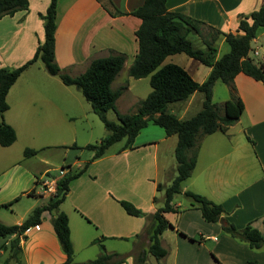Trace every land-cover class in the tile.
I'll return each mask as SVG.
<instances>
[{"label": "crops", "instance_id": "1", "mask_svg": "<svg viewBox=\"0 0 264 264\" xmlns=\"http://www.w3.org/2000/svg\"><path fill=\"white\" fill-rule=\"evenodd\" d=\"M112 1L124 15L111 16L97 0H58L55 60L64 73L76 77L83 74L95 59L107 57L111 52L124 55L126 62L121 73L127 72L125 91L132 93L135 85L131 83L133 78L128 71L139 51L136 32L142 21L131 12L143 0ZM49 4L50 0H29L27 11L0 19V69L18 68L34 57L45 38L44 21L40 15L46 13ZM263 4L264 0H167L166 7L169 12H178L203 23V34L208 37V27L223 34H236L240 17L258 11ZM187 38L195 48L207 50L199 35L188 32ZM253 45L264 62V29ZM214 46V61L229 52L223 35L218 37ZM37 64L38 61L20 76L7 96L9 110L4 114V120L15 129L17 139L10 147L0 146V210L11 209L16 213V206L24 198L31 197L19 220L13 224L1 216L0 222L8 226L21 225L35 208L47 202L50 195L38 193L37 180L60 179L69 171L83 168L94 156L92 151H87L86 156L78 152L74 161L65 162L67 168L60 169L59 175L52 174V162L48 157H41L36 162L20 156V152L24 153L27 148L37 151L61 149L66 147L68 136L72 135L74 141L77 135L76 127L67 126L76 120L74 108L76 103L81 107L80 97L60 78L50 76L44 65ZM167 64L181 66L200 84L211 73L210 67L185 54L169 56L163 65ZM121 73L112 84L115 91L124 87L118 81ZM32 76H36V81H39L38 77L43 81V92L32 89L37 85ZM220 82L215 83L213 95ZM234 84L244 103L242 116L226 133L217 132L200 139L196 167L182 183L183 192L204 196L222 205L225 213L219 222L207 223L190 200L189 204H184L177 199L183 194L175 196L172 204L177 212L166 215L172 228L161 236L168 255L157 261L148 254L147 264H264V248L252 249L223 230L226 223L238 229L251 225L264 236V84L242 73L236 76ZM198 93L184 103L191 104ZM177 142L176 136L164 135L158 141L137 144L133 150L106 153L70 183V191L59 212H64L69 219L74 263L84 261L78 259L79 255L98 257L100 249L93 245V241L102 237L106 238L103 245L109 254L128 256L138 244L137 251L148 249V241H138L136 237L153 225L150 216L161 208L157 206L160 202L157 186L168 187L176 177L173 172L176 171L174 153ZM138 152L144 155L136 154ZM162 176L169 182L163 183ZM140 188L147 191H140ZM137 193L141 194L139 202L130 198ZM120 201L133 202L145 216L128 215ZM2 205L10 206L2 208ZM53 217L44 213L42 223L26 232V240L20 242L22 252L17 258L13 257L11 249L14 237L0 239V261L6 254L18 259L28 251L29 264L36 257L35 264H65L66 256L58 245L52 226ZM92 246L97 247V251H88ZM3 264H7V260ZM124 264H134V257H129Z\"/></svg>", "mask_w": 264, "mask_h": 264}, {"label": "trees", "instance_id": "2", "mask_svg": "<svg viewBox=\"0 0 264 264\" xmlns=\"http://www.w3.org/2000/svg\"><path fill=\"white\" fill-rule=\"evenodd\" d=\"M111 16H120L121 12L112 0H97ZM167 0H143L142 4L131 14L138 17L142 24L136 32L139 43L138 54L129 68L128 74L135 80L149 78L151 93L137 105L134 113L122 114L117 110V102L123 88L113 90L112 84L124 68L126 57L110 53L109 56L93 60L87 70L76 77L63 73L55 60V31L58 0H50L45 14L40 15L44 21L45 38L34 57L24 65L15 69H0V146L10 147L17 139L15 129L6 123L4 114L9 110L7 96L20 76L37 61H41L50 76L58 77L65 86L75 87L90 104L92 112L99 117L108 135L96 144H89L83 149L94 152L93 158L76 172L69 171L56 181V191L51 194L46 203L33 210L21 225H5L0 222V239L14 237L11 242L13 257L17 258L22 249L21 240H26V232L42 223L44 213L54 215L52 226L60 248L66 256L65 264L74 263V247L71 239L68 216L59 212L60 206L66 200L70 191V183L82 176L89 165L104 157L107 151L117 143L125 141L120 152L133 150L135 140L140 132L150 123L164 129L166 135L176 136L175 148L177 176L170 186H157L158 191H165L164 206L150 216L153 221L143 234L136 239L147 240L148 249L136 250L128 256L118 253L109 254L103 245L104 237L93 241L100 249V255L82 264H124L129 257H134V264H147V255H152L157 261L164 259L168 251L162 246L161 236L172 228L166 218L169 213L177 212L173 200L183 194L200 210L207 223H217L225 213L222 205L215 204L191 191H182V183L194 171L197 163L200 139L217 132L226 133L242 116L244 103L238 95L234 80L237 75L244 74L255 81L264 84V62L254 57V40L264 29V4L258 11L247 16H241L236 34H223L208 27L210 34L205 37L202 31L203 23L193 20L178 12H169ZM29 0H0V19L13 16L19 11H27ZM188 32H194L202 37L207 50L194 47L187 38ZM220 35L225 37L229 52L218 61H214L216 52L214 43ZM185 54L191 59L211 68L207 80L200 84L196 82L187 70L176 64L163 65L169 56ZM217 81L228 86L231 99L223 104L213 102V87ZM201 93L203 102L201 110L189 119H179L170 112V106L188 100L193 94ZM114 111L117 122L108 118V112ZM249 140V138H248ZM252 142V141H250ZM76 148V145H73ZM39 151L27 148L24 157L36 156ZM32 195V194H31ZM156 200V199H154ZM124 211L133 217H144L145 214L131 202H119ZM10 205H2V208ZM223 230L235 239L246 242L252 249L264 248V236L251 225L238 229L226 223Z\"/></svg>", "mask_w": 264, "mask_h": 264}, {"label": "rangeland", "instance_id": "3", "mask_svg": "<svg viewBox=\"0 0 264 264\" xmlns=\"http://www.w3.org/2000/svg\"><path fill=\"white\" fill-rule=\"evenodd\" d=\"M103 2H105V0ZM254 48H255V46H254ZM252 55L254 56V52ZM254 57H256L257 59L259 58L258 56H254ZM37 65L43 66L41 61H38ZM32 78H33L32 79L33 81L37 82V85L35 87H32V89L35 92H43V90H44L43 81L40 79V77H38L39 81H38V79L36 81V79H35L36 76L35 77L32 76ZM127 79H128L127 72H122L121 76L118 80L119 82L124 84V87H123V91H122L123 94L117 103V110H118V112L124 113V114L134 113L137 109L138 103L140 101L144 100L149 95V92L152 91V88L150 86L148 78L145 80H141L139 82H136V80L132 79L131 83L134 84L135 87H134L132 93H127L125 91L126 85H127ZM218 85L219 86H217L218 88H217L215 94L213 95V101L216 104H222L225 100L231 99V93H230V90H228V86L225 85L224 83L220 82V84H218ZM63 87H65V86H63ZM66 87H68V86H66ZM71 89L73 91H76L77 95L81 99V107H79V105L76 103L75 108H77V109L74 108L76 120H74L71 123V126H67V127H76L77 128V135H76L74 141L72 139V135L69 137L68 134H66L68 136L67 137L68 142L65 145L66 147H63L61 149L39 150L38 155H36L35 157H32V158L26 159V160L37 162L38 159H41V157H48V159H50V161L52 162L51 172L54 175H59V171L63 167L67 168V166L65 165V162L74 161L75 155L78 152H79L78 154H81V153L84 154L85 153V156H86L88 152H87V150L83 149L85 146H87L89 144H96L108 135V132L105 129L103 123L101 122L99 117L92 112L90 104L84 99L81 92L79 90H77L75 87H72ZM202 102H203L202 95L200 93H198L197 97L191 102V104H187L188 102L187 103L180 102V103L171 105L169 110H170V112H172L173 114H175L179 118L189 119V118L193 117L194 115H196L201 110ZM178 107H181L182 109L180 111H175L178 109ZM4 117H5V115H4ZM108 118L112 121L117 122V116H116V113L114 111L108 112ZM85 129H87V130H85ZM164 135H166V134H165V131L163 128H161L159 126H155L152 123H150L145 129H143L141 131V133L136 138L135 146L137 144H143L144 142H146L148 140L158 141ZM74 144H76V146L79 149H72ZM124 144H125V141H122L120 143L115 144L114 146H112L108 150L107 154L119 153L120 149L124 146ZM136 154H142V152H138ZM136 154H134V155H136ZM142 155H144V154H142ZM20 156L24 157V153H22V151L20 152ZM63 159H66V161H64ZM161 159H162V157L160 158V162H161ZM75 170L77 171L78 169L76 168ZM259 172H260V169H259ZM173 173H176V176H177L176 171H174ZM163 178H164V176H162V179ZM162 181H163V183L169 182V181H167V179H163ZM171 182H170V184H171ZM145 189L146 188H140V191H143ZM146 191H147V189H146ZM140 195L141 194L137 193L135 195H132V197H130V198H135L136 202H139ZM157 197H158V202L160 200V202L157 206L163 207L164 203H165V199H164L165 198V191L162 190V191L158 192ZM30 199H31V197L30 198H24L22 200V202L18 206H16V208H15L16 213H12L11 209H5L4 208V209L0 210V218L5 217V220H7V222H9L10 224H13V222H16L17 220H19L20 216L22 215V213L25 210V205H26L27 201H31ZM38 199L43 200L42 198H38ZM177 199H181L184 204H187V203L189 204V202H190L189 199H187L183 195L177 196ZM131 203H133V202H131ZM25 218L27 219V217H25ZM26 219H24V220H26ZM219 237H221V235H219ZM168 246H170V245L168 244ZM88 251H97V247L92 246L91 248H89ZM85 253H87V252H84V254ZM81 254H83V253H81ZM89 254L92 255V253H90V252H89ZM92 256H94V255H92ZM80 258H81V260H84L80 263H84V262H88L90 260H94L97 257L96 258L95 257H86V256L83 257L82 255H79L78 259H80ZM89 258H92V259H89ZM5 260H7V264H27V262L29 264L28 251L25 252V255L20 256L18 259H14L12 256H9L8 254H6L4 257L1 258L0 264H3ZM152 261H154V260H152ZM35 263H37V257L32 258L31 264H35Z\"/></svg>", "mask_w": 264, "mask_h": 264}, {"label": "built area", "instance_id": "4", "mask_svg": "<svg viewBox=\"0 0 264 264\" xmlns=\"http://www.w3.org/2000/svg\"><path fill=\"white\" fill-rule=\"evenodd\" d=\"M254 56H258L259 55V51H258V48L255 47L254 48ZM56 181L57 180H45V181H42V182H39V180L36 181L37 183V191L39 194L41 195H50V194H53L55 193L56 191ZM216 240V239H215Z\"/></svg>", "mask_w": 264, "mask_h": 264}]
</instances>
